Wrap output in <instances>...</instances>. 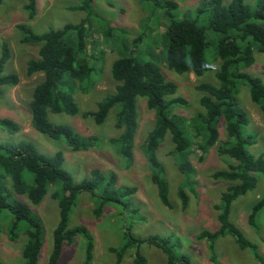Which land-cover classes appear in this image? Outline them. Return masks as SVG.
Instances as JSON below:
<instances>
[{
    "label": "rangeland",
    "instance_id": "1",
    "mask_svg": "<svg viewBox=\"0 0 264 264\" xmlns=\"http://www.w3.org/2000/svg\"><path fill=\"white\" fill-rule=\"evenodd\" d=\"M78 1L36 0L33 17L25 9L27 0H2L0 3V55L3 42L8 44L10 52L2 73H16L19 77V82L14 86H0V118H6L15 125L13 129L0 124V144L30 142L45 155L61 151L62 167L75 182L88 178L91 170L98 168L106 178L114 175V188L118 192L135 188L132 194L106 203L99 215L95 213L100 204L98 193L82 191L76 196L68 226L87 229L93 242L90 264H131L136 253L144 258V264H165L166 254L162 249L143 241L153 235L165 238L173 251L177 255H186L191 264H261L250 250L240 249L229 235L217 238L213 249H210L209 241L197 237L202 230H213L219 225L215 206L219 204L220 195L229 182L214 178L213 172L235 163L233 159L219 155L217 145L207 150L202 159L197 152L191 153L190 157L188 155L189 168L181 170L178 163L184 160V156L173 153L171 136L166 133L155 150V157L168 185L170 206H166L151 181L153 168L146 139L158 118L156 111L148 108L146 98L136 97L137 117L131 161L119 153V145L114 142L121 134L115 121L118 105L109 109L103 123L98 124L92 117L84 115L96 111L99 102L115 90L117 82L111 76L110 65L118 56L116 46L119 39L124 45L127 43L132 55L155 64L163 77L176 85L175 95L183 97L185 104L174 107V112L188 118L202 111L199 99L203 92L196 89V85L199 82L218 85L215 72L219 60L215 58L214 46L211 44L206 50L208 67L201 76L197 77L191 72L176 73L166 65V27L170 18L165 2L168 0H159V5L154 0H92L89 14L70 8ZM169 1L177 4L175 10L171 11L174 16L193 17L196 8L209 0ZM229 1L224 0L225 3ZM258 1L245 0L253 8ZM84 17L88 25L84 57L95 68L89 80L80 82L73 94L78 107L75 114L48 113L50 122L70 126L80 139L95 137L91 147L74 150L63 138H51L31 124L29 101L34 86L42 80V74L28 75L26 64L29 59L38 57V44L23 42L17 25L24 24L34 32L42 33L51 28H61L66 23H77ZM259 22L264 25V18ZM109 31L111 35L106 34ZM138 37V41H135ZM253 56L254 62L243 71L260 77L264 82V53L254 51ZM63 87L68 89L67 85ZM236 100L249 117L246 132L254 137V143L248 150L264 158V118L259 107L250 99L244 80L237 85ZM219 128L220 138H224V120ZM186 135L192 137L187 131ZM258 175L256 187L232 202L229 217L264 258V211L257 216L256 226L247 222L250 205L264 192L263 176ZM24 177L28 183L32 182L30 172L24 171ZM7 181L9 189L14 192L9 179ZM179 190H183L188 197L185 208L181 206ZM14 195L26 203L40 224L42 245L37 264H49L53 231L60 219L56 201L47 194L34 204L25 194ZM13 219L7 210L1 211L0 262L3 264H23L21 249L27 240L25 230L28 224L19 222L17 236L10 239L9 226ZM126 228L129 229L128 235L125 234ZM132 238L135 241L130 240ZM84 243L81 235L75 236L70 244L62 247L55 264H84ZM125 244L127 248L121 251Z\"/></svg>",
    "mask_w": 264,
    "mask_h": 264
},
{
    "label": "trees",
    "instance_id": "2",
    "mask_svg": "<svg viewBox=\"0 0 264 264\" xmlns=\"http://www.w3.org/2000/svg\"><path fill=\"white\" fill-rule=\"evenodd\" d=\"M154 1L159 5V0ZM91 4L92 0H79L70 8L87 11L89 14ZM35 7L36 0H27L25 9L30 17L34 16ZM176 7L174 1L165 2L170 18L166 27L167 67L176 73L191 72L197 77L201 76L208 67L206 50L211 44L215 49V58L219 60L215 72L218 85L208 82L196 85V89L203 92L199 99L203 110L188 118L174 112V107L185 104L183 97L175 95L176 85L167 81L155 64L132 55L127 43L124 45L119 39L116 46L118 56L110 65L111 76L117 82L115 90L99 102L96 111H89L84 115L92 117L98 124L103 123L109 109L118 105L115 121L121 134L114 142L119 145V153L131 161L137 117L136 97L146 98L148 108L155 110L158 118L146 139L147 153L153 168L151 181L166 206H170L168 185L155 157V150L166 133L171 136L173 153L184 156V160L178 163L181 170L189 168L188 155L190 157L191 153L197 152L202 159L207 150L217 145V153L233 159L235 163L213 172L214 178L229 182L220 195L219 204L215 206L219 225L213 230H202L197 237L209 241L210 249H213L217 238L229 235L240 249L250 250L264 264V258L257 251L256 245L229 217L232 202L256 187L258 174L264 179V158L248 150L254 143V137L246 132L249 117L236 100L237 85L244 80L249 88L250 99L259 107L264 118V82L260 77L243 71L254 62V51L264 53V25L259 22L264 18V0H259L255 8L245 0H230L228 3L224 0H209L207 4L196 8L193 17L174 16L171 11ZM86 17L77 23H66L61 28H51L42 33H36L24 24L17 25L23 42L38 44V57L29 59L26 64L28 75L42 74V80L34 86L29 101L31 124L37 131L51 138H63L74 150L91 147L95 137L80 139L70 126L50 122L48 113L75 114L78 111L73 94L80 82L89 80L95 68L84 57L88 34ZM106 34L111 35L110 31ZM210 37L216 39L212 40ZM138 39L139 37L135 41ZM9 57V46L3 42L0 86H14L19 82L16 73H2ZM223 120L225 136L220 138L219 127ZM0 124L15 128L6 118H0ZM186 131L192 137L187 136ZM62 163L61 151L45 155L30 142L0 144V213L7 210L13 215L14 219L9 226L10 239L17 236L19 222L25 221L28 224L25 230L27 240L21 249L23 264H37L42 233L38 219L30 213L26 203L14 194H25L34 204L39 203L47 194L56 201L60 219L53 231L49 264L56 263L62 247L70 244L77 235L85 239L84 264H90L93 242L87 229L83 226H68L69 213L76 196L82 191L98 193L100 204L95 213L99 215L106 203L135 191V188H126L118 192L114 188V175L106 178L98 168L92 169L88 178L75 182L62 167ZM24 171L32 174L31 183L24 177ZM7 179L14 192L9 189ZM179 196L181 206L185 208L188 197L183 190H179ZM261 211H264V192L250 205L247 222L256 226V219ZM125 231L128 235L129 229L126 228ZM130 240L135 241L134 238ZM143 241L162 249L166 254L165 264H191L186 255H177L165 238L153 235ZM127 244L121 251L127 248ZM144 262V258L136 253L131 264Z\"/></svg>",
    "mask_w": 264,
    "mask_h": 264
}]
</instances>
